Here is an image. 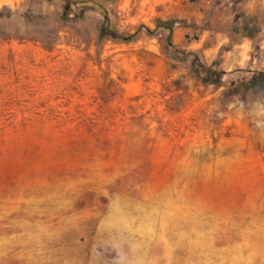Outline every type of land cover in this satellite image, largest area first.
I'll return each mask as SVG.
<instances>
[{"label":"rangeland","instance_id":"rangeland-1","mask_svg":"<svg viewBox=\"0 0 264 264\" xmlns=\"http://www.w3.org/2000/svg\"><path fill=\"white\" fill-rule=\"evenodd\" d=\"M210 30L256 48L264 8L0 0V264H264V56Z\"/></svg>","mask_w":264,"mask_h":264},{"label":"crops","instance_id":"crops-1","mask_svg":"<svg viewBox=\"0 0 264 264\" xmlns=\"http://www.w3.org/2000/svg\"><path fill=\"white\" fill-rule=\"evenodd\" d=\"M256 1L264 8V0ZM250 31L252 32V29ZM255 34H258L257 31ZM201 45L203 57L208 65L213 64L219 54H221L223 59L221 69L226 73H231L247 66L256 67L259 65L257 55L264 56V37L261 39L259 46L255 48L253 39L243 37L237 42L229 36L227 37L224 33L210 30L203 33Z\"/></svg>","mask_w":264,"mask_h":264},{"label":"bare ground","instance_id":"bare-ground-1","mask_svg":"<svg viewBox=\"0 0 264 264\" xmlns=\"http://www.w3.org/2000/svg\"><path fill=\"white\" fill-rule=\"evenodd\" d=\"M31 215H32V214H31ZM68 220H70V219H68ZM16 221H17V220H16ZM14 222H15V221H14ZM69 222H70V221H69ZM15 223H16V222H15ZM16 224H17V223H16ZM27 224H28V223H27ZM68 224H69V223H68ZM18 225H19V224H18ZM24 225H25V224H24ZM29 225H31V224H29ZM27 226H28V225H27ZM29 227H30V226H29ZM23 228H24V227H23ZM17 230H18V229H17ZM4 232H5V231H1V229H0V241L2 242V245H6V242H7V240H5L6 234H5ZM18 233H19V232H18ZM35 235H36V234H35ZM37 235H39V233H38ZM37 235H36V236H37ZM24 236H25V235H24ZM20 237H21V236H20ZM246 237H247V236H246ZM246 237H245V238H246ZM33 238H34V237H33ZM250 238H251V237H250ZM21 239H22V238H21ZM29 239H30V238H29ZM36 239H37V238H36ZM15 240H16V239H15ZM27 240H28V239H27ZM40 240H41V239H40ZM244 240H245V239H244ZM247 240H251V239H249V237H248ZM17 241H18V239H17ZM34 241H35V240H34ZM29 242H30V241H29ZM8 243H10V242H8ZM20 243H21V242H20ZM32 243H34V242H32ZM35 243H37V241H35ZM41 243H42V242H41ZM254 243H255V242H254ZM25 244H26V243H25ZM25 244H23V245L21 244V245H22V247H21L22 249H23V247H24ZM260 245H261V244H260ZM31 246H32V245H31ZM41 246H42V245H41ZM41 246H39V247H37V248H41ZM6 247H7V246H6ZM25 247H26V246H25ZM28 247H30V244H29V243H28ZM28 247H26V248H28ZM244 247H245V246H244ZM254 247H255V245H254ZM257 247H258V246H256V248H257ZM260 247L262 248V246H260ZM34 248H36V246H35ZM205 248H206V247H205ZM203 249H204V248H203ZM243 249H245V248H243ZM248 249H249V246H248ZM250 250H251V248H250ZM256 250H257V249H256ZM244 251H245V250H244ZM247 252H248V251H247ZM211 255H212V254H211ZM211 255H210V256H211ZM213 255H215V254H213ZM213 255H212V256H213ZM231 255H232V254H231ZM212 256H211V257H212ZM204 257H205V256H204ZM230 257H231V256H230ZM234 257H235V255H234ZM204 259H205V258H204ZM227 259H229V257H228ZM20 260H22V259H19V261H20ZM206 260H207V258H206ZM206 260H205V261H206ZM231 260H232V259H231ZM16 261H17V260H16ZM23 261H24V260H23ZM23 261H22V262H23ZM232 262H233V261H232ZM232 262H231V263H232ZM20 263H21V262H20ZM233 263H236V262H233ZM237 263H238V262H237ZM4 264H5V263H4Z\"/></svg>","mask_w":264,"mask_h":264},{"label":"trees","instance_id":"trees-1","mask_svg":"<svg viewBox=\"0 0 264 264\" xmlns=\"http://www.w3.org/2000/svg\"><path fill=\"white\" fill-rule=\"evenodd\" d=\"M107 32L105 31V29L101 30V36L103 37L104 35H106ZM109 35H111L113 38L117 39V40H122L125 42H131L133 39H135L136 36H130V37H125V36H121L115 32H108Z\"/></svg>","mask_w":264,"mask_h":264},{"label":"water","instance_id":"water-1","mask_svg":"<svg viewBox=\"0 0 264 264\" xmlns=\"http://www.w3.org/2000/svg\"><path fill=\"white\" fill-rule=\"evenodd\" d=\"M84 9H86L87 7L85 6V7H83Z\"/></svg>","mask_w":264,"mask_h":264}]
</instances>
